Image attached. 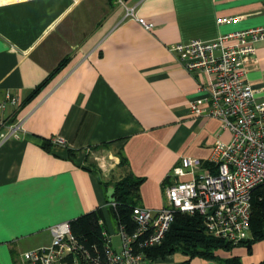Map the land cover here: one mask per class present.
Returning <instances> with one entry per match:
<instances>
[{"label":"crops","instance_id":"0c3cea01","mask_svg":"<svg viewBox=\"0 0 264 264\" xmlns=\"http://www.w3.org/2000/svg\"><path fill=\"white\" fill-rule=\"evenodd\" d=\"M258 25L264 0H0V103L19 95L0 107V264H26L27 250L51 243L52 225L98 208L119 249L111 183L142 177L139 204L160 208L183 157L206 167L215 141L231 138L220 119L190 111L193 101L209 105L211 76L187 70L171 46ZM243 67L264 86V41ZM17 120L20 136L5 138ZM215 254L176 251L150 264H262L264 240Z\"/></svg>","mask_w":264,"mask_h":264},{"label":"built area","instance_id":"2783aa9c","mask_svg":"<svg viewBox=\"0 0 264 264\" xmlns=\"http://www.w3.org/2000/svg\"><path fill=\"white\" fill-rule=\"evenodd\" d=\"M126 16L137 18L147 28L152 26L136 16L134 7H127ZM261 41H264V25L221 34L213 40L173 44L171 50L187 70L203 71L211 76L209 105L201 108L193 101L190 111L220 119L221 127L231 132L230 140L215 141L206 167L198 157H183L173 170L177 177L165 187V205L135 206L132 218L136 229L129 231L119 225L121 246L114 247L109 236L105 259L100 255L91 257L74 234L71 221H63L50 227L49 245L23 254L25 263L62 264L69 257L77 259L81 254L85 264H150L146 249L163 242L178 212L201 214L210 234L233 245L248 238L252 195L264 184V86L248 81L243 64L256 53ZM7 102L16 105L19 95L7 92L0 107ZM6 128L5 138L19 137L22 120L9 123ZM54 141L61 143L64 139L56 137Z\"/></svg>","mask_w":264,"mask_h":264},{"label":"trees","instance_id":"16d2710c","mask_svg":"<svg viewBox=\"0 0 264 264\" xmlns=\"http://www.w3.org/2000/svg\"><path fill=\"white\" fill-rule=\"evenodd\" d=\"M63 63H65V60L61 62L57 69ZM57 69L51 72L45 81H48ZM42 85H38L32 91V95L36 94ZM44 145L49 146L47 140ZM122 164L126 165L125 159H122ZM142 182V177L128 171L125 176L116 182V199L108 201L109 209L118 224L125 226L129 231L136 229L132 212L135 206L140 205V185ZM112 202L115 204L113 205ZM71 227L79 242L91 257L100 255L103 259L106 258L109 235L106 232L104 215L101 208L71 220ZM250 227L252 236L244 240L249 250H251L252 243L264 240V184L257 187L252 195ZM232 246L233 244L230 242L215 237L206 230L201 214L178 212L163 242L147 248L146 254L150 261L159 257L164 258L176 251H182L189 257L200 255L215 258L216 250L221 248L231 249ZM222 264L243 263L240 257L232 256L223 259ZM262 264H264V261Z\"/></svg>","mask_w":264,"mask_h":264},{"label":"rangeland","instance_id":"374dc122","mask_svg":"<svg viewBox=\"0 0 264 264\" xmlns=\"http://www.w3.org/2000/svg\"><path fill=\"white\" fill-rule=\"evenodd\" d=\"M126 175V174H125ZM124 175V176H125ZM116 182L117 181H114L113 183L110 184V187L108 188V195H107V203L108 201L110 200H115L116 199V196H115V192H116ZM109 206V205H108ZM112 213V212H111ZM113 215V214H112ZM114 217V215H113ZM113 225L112 227L115 228V231H117L118 227H117V222H116V219L115 217L113 218ZM109 235V234H108ZM110 236V235H109ZM112 236V234H111ZM252 234H251V230H250V234H249V237H251ZM116 239L118 240V237H116ZM62 264H85L84 261H83V257L81 254H79V256L77 257V259H74L72 257L68 258L66 261H64Z\"/></svg>","mask_w":264,"mask_h":264}]
</instances>
